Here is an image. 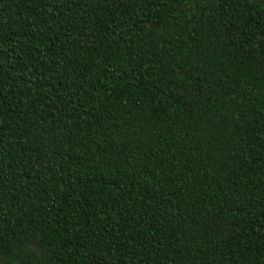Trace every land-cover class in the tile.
<instances>
[{
	"label": "trees",
	"instance_id": "16d2710c",
	"mask_svg": "<svg viewBox=\"0 0 264 264\" xmlns=\"http://www.w3.org/2000/svg\"><path fill=\"white\" fill-rule=\"evenodd\" d=\"M264 0H0V264H264Z\"/></svg>",
	"mask_w": 264,
	"mask_h": 264
},
{
	"label": "snow or ice",
	"instance_id": "6c2138e0",
	"mask_svg": "<svg viewBox=\"0 0 264 264\" xmlns=\"http://www.w3.org/2000/svg\"><path fill=\"white\" fill-rule=\"evenodd\" d=\"M261 74L264 75V69L261 70Z\"/></svg>",
	"mask_w": 264,
	"mask_h": 264
}]
</instances>
